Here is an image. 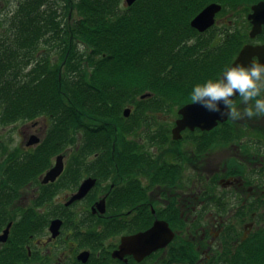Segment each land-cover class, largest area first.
<instances>
[{"label":"flooded vegetation","instance_id":"obj_1","mask_svg":"<svg viewBox=\"0 0 264 264\" xmlns=\"http://www.w3.org/2000/svg\"><path fill=\"white\" fill-rule=\"evenodd\" d=\"M250 40L263 46L264 31ZM180 109L174 122L165 107L123 114L134 133L85 156L73 144L35 151L50 120L25 121L24 153L5 156L11 183L0 180V264H263L264 117L186 128L175 140ZM59 156L63 172L45 182ZM21 157L28 171L14 185Z\"/></svg>","mask_w":264,"mask_h":264},{"label":"trees","instance_id":"obj_2","mask_svg":"<svg viewBox=\"0 0 264 264\" xmlns=\"http://www.w3.org/2000/svg\"><path fill=\"white\" fill-rule=\"evenodd\" d=\"M59 1L18 0L12 16L0 15V127L49 118L48 137L35 151L73 144L85 156L134 133L126 107L134 119L192 103L194 86L218 78L251 42L246 17L264 0ZM210 3L230 20L200 34L190 24ZM22 162L14 185L26 178ZM2 170L1 186L11 183L7 165Z\"/></svg>","mask_w":264,"mask_h":264},{"label":"water","instance_id":"obj_3","mask_svg":"<svg viewBox=\"0 0 264 264\" xmlns=\"http://www.w3.org/2000/svg\"><path fill=\"white\" fill-rule=\"evenodd\" d=\"M138 0H126L127 6L134 5ZM223 9L222 5L217 3H210L205 9H203L198 16H196L192 21L191 24L192 28L195 29L198 33H205L211 30L217 23V16L221 13ZM251 12L247 20L251 22L252 28L249 31V37L253 40V38L257 37L258 35L262 34L264 31V1L257 3L251 7ZM239 55L234 60L231 66H234L239 63H243L247 65L255 56L258 57L259 62H264V44L261 45H251L247 44L243 46L241 51L238 53ZM230 66V67H231ZM147 97H151L150 94H144L141 99H146ZM239 96L234 97V101ZM124 116L129 117L132 114V110L130 107L124 109ZM179 116H181L176 121V127L173 130V139H182V132L186 130V128H190L191 130H195L196 128H200L202 130H211L216 127L218 122H226L228 119L227 116L220 117L218 113L209 112L205 108L201 107L199 104H186L182 107L179 112ZM38 143V138L33 137L29 142V145L33 146L34 144ZM64 170L63 165V156H59L57 158L56 166L50 172L46 174L45 182L52 181L54 182L57 177ZM84 183L82 186L83 188L79 192L77 198H82L86 195L89 187V184ZM8 229V228H7ZM9 232V229L7 230ZM7 237V233L4 234ZM144 239L146 240L148 237L152 238V232L149 234H144ZM128 241H124V248L128 246Z\"/></svg>","mask_w":264,"mask_h":264},{"label":"clouds","instance_id":"obj_4","mask_svg":"<svg viewBox=\"0 0 264 264\" xmlns=\"http://www.w3.org/2000/svg\"><path fill=\"white\" fill-rule=\"evenodd\" d=\"M236 96L243 103L242 110L234 106ZM190 99L193 104L231 120L264 117V62L253 58L247 65L226 67L218 78L195 85Z\"/></svg>","mask_w":264,"mask_h":264},{"label":"rangeland","instance_id":"obj_5","mask_svg":"<svg viewBox=\"0 0 264 264\" xmlns=\"http://www.w3.org/2000/svg\"><path fill=\"white\" fill-rule=\"evenodd\" d=\"M54 2H58L57 5L60 4L59 0H53ZM18 0H0V15L1 17L12 16L14 11L16 10ZM247 18V17H246ZM245 18V19H246ZM230 19L227 14H221V16L217 17L218 26L222 27L223 24H227ZM248 21V20H247ZM244 23L238 22V26L241 27ZM251 29V28H250ZM249 29V31H250ZM248 31V32H249ZM237 107V105H236ZM178 107L175 108L173 112H169V117L172 118L173 122L177 117ZM239 110V108L237 107ZM175 112V113H174ZM236 122V120H234ZM25 121L12 123V125L2 126L0 127V170L6 167L5 162L7 158L5 156L8 155H19L23 152V148L21 143L23 142L24 136L22 133L25 131ZM238 123V122H237ZM237 123H233L236 125ZM29 125H33L29 124ZM29 125L27 128H29ZM24 146V144H23ZM2 170V171H3ZM1 173V171H0ZM1 180V178H0Z\"/></svg>","mask_w":264,"mask_h":264}]
</instances>
